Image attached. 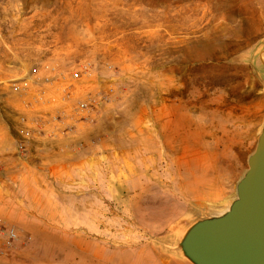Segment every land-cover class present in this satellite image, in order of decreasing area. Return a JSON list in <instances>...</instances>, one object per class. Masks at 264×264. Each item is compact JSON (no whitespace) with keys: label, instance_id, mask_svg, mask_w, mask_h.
Returning a JSON list of instances; mask_svg holds the SVG:
<instances>
[{"label":"rangeland","instance_id":"rangeland-1","mask_svg":"<svg viewBox=\"0 0 264 264\" xmlns=\"http://www.w3.org/2000/svg\"><path fill=\"white\" fill-rule=\"evenodd\" d=\"M83 61L96 69L80 99L108 97L59 150L84 157L108 141L112 158L91 179L40 164L2 170L0 218L20 242L0 264H87L74 243L88 241L108 249L98 264H190L184 232L228 210L264 126V0H0V124L17 135L27 114L13 80ZM53 96L48 111L62 110ZM85 130L96 137L78 139ZM16 155L25 163L30 147ZM147 249L156 254L136 255Z\"/></svg>","mask_w":264,"mask_h":264},{"label":"water","instance_id":"water-1","mask_svg":"<svg viewBox=\"0 0 264 264\" xmlns=\"http://www.w3.org/2000/svg\"><path fill=\"white\" fill-rule=\"evenodd\" d=\"M179 248L190 264H264V126L228 210L194 222Z\"/></svg>","mask_w":264,"mask_h":264},{"label":"built area","instance_id":"built-area-1","mask_svg":"<svg viewBox=\"0 0 264 264\" xmlns=\"http://www.w3.org/2000/svg\"><path fill=\"white\" fill-rule=\"evenodd\" d=\"M109 69L112 67L109 65ZM96 65L91 61H83L76 68H72L66 72L58 73L55 76H45L42 82L54 90H56L60 103L64 108L56 113L46 116L37 111L36 107L40 104L48 102L47 90L39 91L35 96H31L30 89L24 87L22 83L13 81L10 84V91L19 95L22 103L29 113L20 117L17 123V147L24 152L27 150L35 138L46 134L47 126H55L59 137H65L70 132L76 131L79 116H95L97 108L107 99L106 90H98L93 93H87L83 99H80L78 91L81 85L89 86L93 82L89 78L94 74ZM38 73L37 70L34 71ZM89 82H85V81ZM85 95V94H83ZM76 101V103H74ZM56 137V134H54ZM0 258L9 256L20 242L18 231L11 226L4 224L0 218Z\"/></svg>","mask_w":264,"mask_h":264},{"label":"crops","instance_id":"crops-1","mask_svg":"<svg viewBox=\"0 0 264 264\" xmlns=\"http://www.w3.org/2000/svg\"><path fill=\"white\" fill-rule=\"evenodd\" d=\"M34 41V40H33ZM41 43L40 39H35L34 43ZM80 53L76 55L73 53H67V57H73L71 61H80L81 57L79 56ZM66 59H62V61L57 62L59 66H68L69 63L65 61ZM44 62L48 63L52 61L50 58H46L43 60ZM51 63V62H50ZM71 64V63H70ZM24 84H29L30 94L31 96H35L39 91L47 90L48 92V101L49 104L43 105L39 104L36 109L37 111L45 114L47 117L53 113H56L55 109L51 112L48 110L53 109L55 106L58 107L57 101L53 98V95H57L59 93L56 90L47 87L43 82L42 79H27L26 82L21 80H13ZM12 81V82H13ZM85 90V85H81L78 91L79 95L85 94L83 91ZM53 94V95H52ZM56 101V102H55ZM55 105V106H54ZM25 110V109H24ZM26 113L29 111L25 110ZM55 126H47L46 134L43 136H38L35 138V141L30 146L31 155L28 157L27 161L24 163L22 158L17 153V139L18 136L13 134L11 129L7 128L5 125L0 124V172L4 169L11 171V169L15 168L16 166L20 165H41L46 166L50 172L62 174L69 178V180H73L75 175H79L81 172H88L89 179L95 176V174L105 166H108V161L112 158V152L108 151V149L112 148V144L108 141H104L102 145L98 146V149L95 147L92 150H88L90 154L84 157H81L79 153L82 151L80 150H68L67 152H61L59 147L64 144L60 140L64 137H59L57 135L58 131L54 128ZM75 132V131H74ZM56 134V137H54ZM85 138V140H90L93 137H96V131H87L79 132L77 138ZM74 136V135H73ZM67 140V139H66ZM49 143H48V142ZM70 142V141H69ZM51 144L50 148H47V145ZM58 147V148H57ZM47 151H50V154H46ZM51 149V150H49ZM80 151V152H79ZM96 151H102L101 153H96ZM43 152V153H42ZM86 152V151H83ZM107 168V167H106ZM94 179H96L94 177ZM4 193V192H3ZM1 195V193H0Z\"/></svg>","mask_w":264,"mask_h":264},{"label":"bare ground","instance_id":"bare-ground-1","mask_svg":"<svg viewBox=\"0 0 264 264\" xmlns=\"http://www.w3.org/2000/svg\"><path fill=\"white\" fill-rule=\"evenodd\" d=\"M253 29H255V28H253ZM254 32H255V30H254ZM204 187L205 186L203 184H199L197 186V188L199 190H202V191H204L203 190ZM205 197H206L205 192L200 197L198 195H196V194H194V196H193V198L196 199V201H198L199 204H200V201L202 199H204ZM215 211H217V210H215ZM64 245H66V243L65 244L61 243L60 247L64 248L65 247ZM74 246H76L79 250L88 253V255L90 256L91 262L89 261V263H87V264H98V262L102 261L105 258L106 254H108V249H107V247L104 244H97L94 241H88V242H85V243H82V242L74 243ZM49 251L50 252H54L55 251V247H53V249L51 247L49 249ZM145 252H146V250H142V251L137 252L136 255H138V257L140 258V257H144V256H147V255L152 256V253L156 254V253H154V250H152V249H147V253H145ZM160 258H161V256H160ZM166 260L168 261V259H166ZM168 263H169V261H168ZM124 264H126V263H124ZM128 264H130V263H128Z\"/></svg>","mask_w":264,"mask_h":264}]
</instances>
